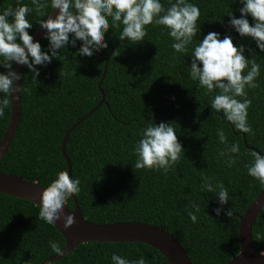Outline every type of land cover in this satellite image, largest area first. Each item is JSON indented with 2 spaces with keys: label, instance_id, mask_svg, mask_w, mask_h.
<instances>
[{
  "label": "trees",
  "instance_id": "1",
  "mask_svg": "<svg viewBox=\"0 0 264 264\" xmlns=\"http://www.w3.org/2000/svg\"><path fill=\"white\" fill-rule=\"evenodd\" d=\"M190 2L200 9L199 38L208 31L222 36L227 32L234 37V44H246L259 52L250 38H241L226 26V13L232 10L238 17L240 5L232 0ZM20 3L33 8L26 17L32 23L27 30L31 34L39 26L36 20L44 17L35 11L31 0ZM161 3L168 7L167 0ZM16 4L17 0H0V10ZM50 10L45 7L42 11L47 14ZM145 27L144 40L138 44L119 40L120 26L110 28L105 34L108 48L92 58L77 55L81 44L77 41L76 48L61 49L57 59L37 66V81L24 66L18 125L0 161V171L43 188L57 172H67L60 151L62 138L96 106L102 93L104 102L71 129L65 142L70 178L80 179V192L73 195L83 218L98 224L134 221L155 226L179 242L191 264H224L239 251L240 216L263 188L246 174L244 166L251 162L250 152L264 154V53L253 57L260 74L258 86L246 89L251 100L247 121L252 128V133L246 134L233 129L222 114L211 111V94L205 95L204 89L189 79L190 58L173 52L167 29L151 24ZM39 41L46 50L47 40ZM60 72L68 75L59 76ZM9 111L8 105L0 115V139ZM161 121L172 124L184 152L167 174L135 169L132 148L140 130ZM217 128L224 130L229 145L235 142L239 146V158L231 168L217 155L225 147L217 140ZM201 175L210 177L213 184L223 183L228 201L222 207L232 208V216L213 212L221 206L213 193L200 189ZM192 203L200 207L195 224L187 216ZM66 206L73 208L72 197ZM38 212L39 207L29 200L0 193V264H40L56 254L50 241L63 248V236L40 220ZM251 238L255 251L264 253V206L253 221ZM113 252L130 261L143 256L146 264H169L153 246L132 241L80 243L49 264H111Z\"/></svg>",
  "mask_w": 264,
  "mask_h": 264
},
{
  "label": "clouds",
  "instance_id": "2",
  "mask_svg": "<svg viewBox=\"0 0 264 264\" xmlns=\"http://www.w3.org/2000/svg\"><path fill=\"white\" fill-rule=\"evenodd\" d=\"M232 2L240 5L237 9L240 15L235 16L232 10L227 12L226 26L239 37L250 38L259 52L246 44H234V37L227 32L222 36L220 32L208 31L202 39L199 38L200 9L190 0H167V8L161 0H31L35 11L44 17L36 22L44 30L41 38L47 40L45 50L40 41L34 40L27 31L32 23L26 17L33 8L17 0L15 7L9 5L0 10V67L6 70L0 72V115L9 105L14 82L21 79V74L13 70V63L25 66L31 73V79L37 81V66L43 67L53 58L57 59L61 49L76 48L77 41H80L77 55L92 58L101 49L108 48L105 34L110 28L120 26L118 39L124 41L126 38L129 44H138L146 35L145 26L151 24L167 29L174 53L189 56L188 77L204 89L205 95L211 94V111L222 114L233 129L251 134L252 128L247 121L251 100L247 98L246 89L258 86L256 78L260 74V65L253 57L264 53V0ZM45 7L57 10L55 16L50 12L44 14L42 10ZM64 75L68 74L59 73V76ZM176 133L170 122L147 124L133 145L135 162L132 167L167 174L183 150ZM216 137L220 144L225 145L217 155L231 168L239 158V146L235 142L228 144L222 128L216 129ZM250 156V164L244 166L246 174L264 186V154L252 151ZM79 185L78 177L70 178L66 171L57 172L40 193L38 218L49 225L56 226L62 220L65 228L71 226L74 216L71 212L65 214L64 207L69 197L80 192ZM200 189L218 198L221 207L213 209L217 216L222 211L226 216L233 215L232 208L222 207L228 201V191L222 182L213 184L210 177L201 175ZM191 208L187 216L195 224L200 207L192 203ZM49 247L55 253L61 251L55 242L50 241ZM259 255L264 257V254ZM110 261L111 264H146L143 256L130 261L115 252Z\"/></svg>",
  "mask_w": 264,
  "mask_h": 264
},
{
  "label": "water",
  "instance_id": "3",
  "mask_svg": "<svg viewBox=\"0 0 264 264\" xmlns=\"http://www.w3.org/2000/svg\"><path fill=\"white\" fill-rule=\"evenodd\" d=\"M55 9L50 10V15L53 17L56 14ZM44 30L39 26L30 34L34 40H39L42 37ZM23 65L15 64L13 70L17 73L23 74ZM102 78V77H101ZM100 78V79H101ZM21 79L14 82V90L10 95L9 102V120L6 129L0 139V161L8 149V146L12 140L15 130L18 125L19 113H20V90ZM101 92V91H100ZM104 102L103 94L97 102L96 106L90 110L89 113L78 119L67 130L62 138L60 151L67 164V172L70 176L71 166L67 155L65 154V142L66 138L77 124L84 120L91 111L95 110L101 103ZM243 136V135H242ZM243 141L245 144L244 136ZM43 187L36 182L26 180L13 173H5L0 171V193H5L15 197L29 200L33 204L39 207L40 193ZM73 208L70 209L66 205L64 207V213L71 212L74 216V223L65 228L63 221L61 220L54 226L64 238V246L60 253H56L40 264H49L57 259L63 257L68 250L74 249L78 244L97 241V242H145L154 248H156L169 262V264H191L187 254L179 244V242L166 231L139 222H113L107 224H98L87 221L81 215V211L78 207V203L73 195ZM264 206V186L256 194V196L248 204L243 215L240 216L238 222V244L239 251L229 261L224 264H264V257L260 256L255 251V247L252 244L251 238V226L255 220L256 215L260 209Z\"/></svg>",
  "mask_w": 264,
  "mask_h": 264
}]
</instances>
